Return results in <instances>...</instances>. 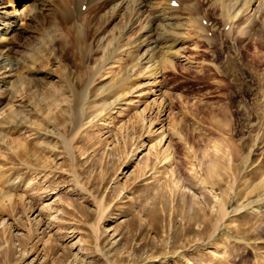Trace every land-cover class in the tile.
<instances>
[{
	"label": "rangeland",
	"instance_id": "rangeland-1",
	"mask_svg": "<svg viewBox=\"0 0 264 264\" xmlns=\"http://www.w3.org/2000/svg\"><path fill=\"white\" fill-rule=\"evenodd\" d=\"M45 1L13 42L16 93L1 91L0 264H264V11L226 33L213 0H190L208 32L185 28L152 84L133 72L110 90L107 49L148 13Z\"/></svg>",
	"mask_w": 264,
	"mask_h": 264
},
{
	"label": "bare ground",
	"instance_id": "bare-ground-1",
	"mask_svg": "<svg viewBox=\"0 0 264 264\" xmlns=\"http://www.w3.org/2000/svg\"><path fill=\"white\" fill-rule=\"evenodd\" d=\"M2 1L0 0V5L3 4ZM15 1L18 6H22V8L18 12L15 11L16 13H13V11L9 12L4 9L5 7L0 6L1 8L0 9V18H1L0 19V97L1 98L4 97L1 91L7 90L12 87H15L13 89L14 92L16 91L15 89L17 85H15V81L20 77L18 66L11 59L12 57L11 55L14 51V45L17 42L18 32L21 31L22 29H26L29 25V23L24 22L22 17L29 16L31 18L33 17L36 20L37 17L36 14L38 12L46 10L49 7L48 6L49 2H46L45 0H37L36 1L37 4L31 3L33 0H15ZM50 1L52 2L53 0ZM82 1L83 0H60L59 8L57 4L55 6H57L58 11L60 12L61 15H64L65 12L71 14L73 12V7L74 6H76V8L79 7L80 4H82L81 3ZM95 1L98 2L99 0H91L90 3L92 2L95 3ZM213 1H214L213 3L214 5L213 4L212 5L213 7L216 6V10L219 11V14L221 15H223V13L226 14L225 17L223 18L224 29L226 30V33L227 30L228 31H230V29L232 30L233 27L239 24V21L241 22L242 19L246 17L250 21L252 20V22L256 21L259 15L264 11V0H219L218 2L216 1L217 3L215 2V0ZM55 3L56 0H54L53 3H50L49 5H54ZM3 5L5 6V4ZM183 5L184 6H182V8L184 12H182L181 10V13L178 14L176 10L173 9V7L176 5H174L172 0H116L115 1L114 6L111 8L112 12L115 11L117 13L121 8L122 9L124 8V10L126 8H131L132 9L131 13L135 12V14L137 10L138 11L141 10L139 11L138 16H142V14L144 13L146 14L147 12L149 19L147 18L148 22L146 23L145 28H143V31H141L142 32L141 36H139V38L136 40L133 41L131 40L129 43L125 45L123 44L125 41L123 43L121 42L122 39H128L129 38L128 35L131 34V33L129 34L128 33L129 31L126 30H131L136 25H138L137 22H134L137 21V19L134 18L135 20L133 22L131 20L130 21L127 20L128 22H125L126 30L125 29L122 31L118 30L119 34L117 36V39H115L114 42H112V44L110 45V47L111 46L113 47L107 49V52H109L110 54V56L108 54L109 57L108 56L107 57L110 60H114V61H108L109 63L105 68V70L107 71V74L105 75V79L107 80L106 84L108 86V89L112 88L113 85L115 86L117 84L125 85L127 80H130L129 74L133 72H141V74H143V76L146 78L145 84L150 85L153 82L152 80H156L160 76V74H162L163 71H165L166 68L165 64L167 62L173 63L174 60L178 59V57L179 58L182 57L181 54L179 53L180 52L179 50H181L179 48V45H181V43L183 42L184 39L183 35L185 36L186 33L183 34L181 32L184 31L185 28H187V30H190L188 29L190 28L189 26L192 27V30L194 29V27H196V29H198L200 32V30L202 31L203 29L202 26L203 27L204 25L206 26V24L200 21V19H197L198 17L196 18L194 17V15L193 17L192 16L189 17V15H186L187 14L186 12L189 11L188 9L191 8V7L188 8L190 5V0H185ZM192 5H194V3ZM192 10L194 11V9ZM131 13L130 15H132ZM139 18L138 20L141 22ZM189 22L191 25L189 24ZM129 24L131 25L129 26ZM28 29H32L31 26H29ZM204 29L202 32H204ZM205 32L208 31L205 30ZM203 35L201 37H203ZM140 52L141 54L139 55ZM37 54H38L37 51H35L34 54L32 52H29L28 58L18 61L22 63L23 73L26 74L27 76H31L30 75L32 70L31 63L36 62ZM126 54L128 56L132 55L136 57L138 55V58L137 60L135 59L136 61H133L132 63L123 65V56H126ZM116 68L119 69L118 72L119 76L117 77L114 76L113 78L112 75H110V73H112ZM2 110L3 108L0 110L1 119L3 118V112H4Z\"/></svg>",
	"mask_w": 264,
	"mask_h": 264
}]
</instances>
